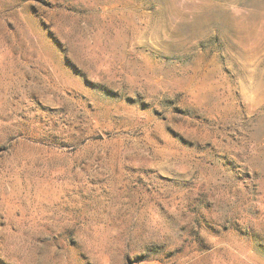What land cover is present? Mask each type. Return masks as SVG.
Listing matches in <instances>:
<instances>
[{
    "label": "rangeland",
    "instance_id": "obj_1",
    "mask_svg": "<svg viewBox=\"0 0 264 264\" xmlns=\"http://www.w3.org/2000/svg\"><path fill=\"white\" fill-rule=\"evenodd\" d=\"M0 264H264V0H0Z\"/></svg>",
    "mask_w": 264,
    "mask_h": 264
}]
</instances>
